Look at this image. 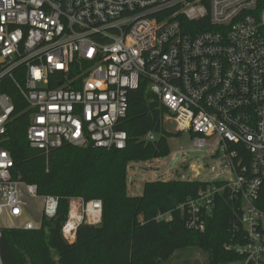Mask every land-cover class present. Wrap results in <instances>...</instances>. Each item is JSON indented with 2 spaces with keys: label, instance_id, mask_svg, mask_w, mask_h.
<instances>
[{
  "label": "built area",
  "instance_id": "2783aa9c",
  "mask_svg": "<svg viewBox=\"0 0 264 264\" xmlns=\"http://www.w3.org/2000/svg\"><path fill=\"white\" fill-rule=\"evenodd\" d=\"M206 16L212 29L201 28ZM143 77L175 129L188 131L196 149L214 137L235 171L179 206L187 228L203 231L215 194L226 189L240 210L237 236L226 245L238 258L227 264H264V0H0V136L17 92L31 147L123 149L127 134L117 126ZM232 143L247 151V164L234 161ZM12 168L0 145V237L4 226L40 227L59 205L36 184L13 179ZM21 193L41 200L39 223L14 224L29 214ZM101 213L99 199L70 197L62 237L74 242L78 227L99 224Z\"/></svg>",
  "mask_w": 264,
  "mask_h": 264
},
{
  "label": "trees",
  "instance_id": "16d2710c",
  "mask_svg": "<svg viewBox=\"0 0 264 264\" xmlns=\"http://www.w3.org/2000/svg\"><path fill=\"white\" fill-rule=\"evenodd\" d=\"M203 22L201 28H213L208 16ZM10 95L15 116L0 136V145L12 157V177L36 184L40 195L57 196L59 205L56 219L43 217L36 229L2 228L3 264H167L176 250L194 244L207 254L206 264H227L238 258L226 245L237 236L239 204L229 199L226 189L215 194L203 231L187 228L186 208H179L201 189L210 184L221 186L223 181H148L141 195H128V164L167 156L169 139L175 135L163 126L167 109L150 91L147 78L129 92L126 117L117 126L127 134L123 149L95 147L91 142L85 146L63 143L47 153L33 148L26 138V103L17 92ZM149 132L156 136L153 141L143 139ZM228 151H235V162L241 158L247 164L249 155L242 145L232 143ZM70 197L102 203L100 223L81 224L72 243L60 232ZM163 214L170 219H159Z\"/></svg>",
  "mask_w": 264,
  "mask_h": 264
},
{
  "label": "rangeland",
  "instance_id": "374dc122",
  "mask_svg": "<svg viewBox=\"0 0 264 264\" xmlns=\"http://www.w3.org/2000/svg\"><path fill=\"white\" fill-rule=\"evenodd\" d=\"M165 115L163 126L168 132L175 134L169 139L170 153L162 158L130 162L127 167L128 195H141L143 184L148 181L188 179L212 182L235 179L232 164L222 166L221 158L226 155L225 150L214 142V137L207 138L206 145L196 149L191 134L188 131L176 130L173 121ZM176 157L177 160L172 167ZM36 204L38 208L42 207L41 200L37 199ZM29 221H32L31 215L24 213L14 224L22 226ZM2 224L7 222L3 221ZM53 257L56 259L55 254ZM206 262L207 254L196 244L176 250L166 261L167 264H206Z\"/></svg>",
  "mask_w": 264,
  "mask_h": 264
},
{
  "label": "water",
  "instance_id": "95a60500",
  "mask_svg": "<svg viewBox=\"0 0 264 264\" xmlns=\"http://www.w3.org/2000/svg\"><path fill=\"white\" fill-rule=\"evenodd\" d=\"M177 157L174 158L173 162H172V167L174 165V163L176 162ZM222 160V166H225L228 164L227 162V158L224 156L221 158ZM131 179V177H129V180ZM21 199L25 202V209L26 211L31 215V217L33 218V220L37 223L40 222L41 220V216H40V212L38 210L37 204L34 201V199L32 197L26 196L25 194L21 193Z\"/></svg>",
  "mask_w": 264,
  "mask_h": 264
}]
</instances>
